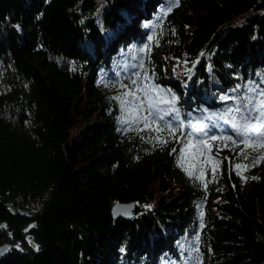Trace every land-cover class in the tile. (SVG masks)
<instances>
[{"label":"trees","instance_id":"1","mask_svg":"<svg viewBox=\"0 0 264 264\" xmlns=\"http://www.w3.org/2000/svg\"><path fill=\"white\" fill-rule=\"evenodd\" d=\"M163 1L0 0V105L32 118L31 133L0 118V264H264V162L242 180L240 149L210 142L221 164L205 190L177 165L181 143L122 120L131 76L102 77L139 55L183 117L217 122L222 97L264 89V0H180L150 32ZM116 202L133 216L114 217Z\"/></svg>","mask_w":264,"mask_h":264},{"label":"snow or ice","instance_id":"2","mask_svg":"<svg viewBox=\"0 0 264 264\" xmlns=\"http://www.w3.org/2000/svg\"><path fill=\"white\" fill-rule=\"evenodd\" d=\"M180 0H173L172 4L166 9L164 15H167L172 8L179 5ZM153 37H149L152 40ZM145 45V49H147ZM203 52L200 56H204ZM199 60L193 61V67ZM187 64V60H185ZM143 68V64L140 65ZM211 66H209V71ZM192 69H187L191 73ZM154 75V74H153ZM139 76V73H137ZM152 77L148 75L147 71L144 73V84L138 85L136 80L131 83L135 86L134 90L129 88L128 91L122 94V97H117L120 100L121 108L127 111L128 120L124 122L135 121L143 123V129L149 132L157 133L156 136L150 137L148 142L152 143L155 140L161 146L167 144L170 139H174L181 143L183 147L180 149V155L177 159V165L181 167L187 175L195 177L201 181L205 190L208 183L214 182L216 174L221 164L212 155V143L215 141L223 142V147L228 148L231 145V150L236 151L238 147L240 150L236 153L239 162H230L231 169L235 171L237 176L242 180H246L244 173L250 168L256 166L260 162H264V89L259 86H249L248 91L252 95L222 97L224 100L231 99L235 106L227 109V117H221L230 124L232 134L211 135L207 134L208 125L196 124L192 125L189 122L187 125L183 119L179 118V110L176 108L178 97L171 93L170 90L161 89L158 85L151 83ZM239 86H237L238 90ZM235 91V90H234ZM146 113V114H145ZM174 116L172 122L167 121L166 117ZM175 125V126H174ZM218 125H213L217 127ZM187 128V131L185 129ZM167 133V138H163L160 134ZM179 133V136H177ZM143 139V137H142ZM230 142V143H229ZM173 152L176 149H172ZM258 154V155H253ZM218 155V152H217ZM203 157V159H201ZM249 161V163H245ZM187 163V166H185ZM211 167L213 174L212 180L205 179V171L207 167ZM199 173V175H197ZM257 179V177H250ZM130 207V206H129ZM150 208L151 205L144 206ZM119 208V206H118ZM114 214H119L114 210ZM124 215H129L128 210L123 211ZM204 212L200 211V226H204L203 222ZM196 241H199V236H196ZM29 243H32L29 240ZM34 247L38 246L33 245ZM17 247H19L17 245ZM7 249H5L6 251ZM198 252V248H197Z\"/></svg>","mask_w":264,"mask_h":264},{"label":"rangeland","instance_id":"3","mask_svg":"<svg viewBox=\"0 0 264 264\" xmlns=\"http://www.w3.org/2000/svg\"><path fill=\"white\" fill-rule=\"evenodd\" d=\"M168 1V0H166ZM173 2V0H171ZM165 12L163 9H161L159 11V13H163ZM154 24V21L152 22V25ZM151 30H154V27H149ZM150 37V35H149ZM140 52H138L139 54ZM139 58V57H138ZM127 70H131L129 68V66H126ZM9 68H0V101H1V92L5 89L8 88L9 85L6 83V77L10 74V70H8ZM119 73V72H118ZM116 74L114 78L110 77L108 80H116L118 79L119 74ZM103 78H105L103 76ZM133 80L137 81L138 85L142 86V83L138 81V79H132L131 82ZM117 82H121V79H118ZM132 84V83H131ZM135 88V86H133ZM128 91L127 87H124L123 93ZM246 95H252V93H250L248 91V93H246ZM122 98V97H121ZM226 103V109H224L222 111L221 117H227V109L229 108H233L235 106L234 101H227ZM233 103V104H232ZM232 104V105H231ZM146 114V113H145ZM212 112L206 111L204 113H201V116L195 114L193 117L189 116V118L187 119L186 125L191 122L192 125H196V124H205L208 125V132L207 134L209 136L211 135H215L218 133H222V134H227V128L231 127L229 123L226 122V120H222L220 117V121H218L217 123L214 122L212 120ZM0 118L4 119L5 121H7L10 126L14 129H16L19 132H23V133H31V124H32V118L30 116V114H28L26 111H24V114L22 116H20L19 111H18V107L13 104L12 102H7V103H1L0 105ZM125 118L128 119V114L127 111L125 110ZM124 116L122 117V120H125ZM132 123H137L135 121H132ZM141 124V126H144L143 123H139ZM221 124H223L221 126ZM213 125H218L217 127H213ZM180 155V149L177 150V159ZM203 159V157L201 158ZM187 166V163L186 165ZM181 168V167H180ZM197 175H199V173H197ZM34 204H36V201L34 200H30V205L33 206ZM209 217L211 218V216L213 215L211 211L208 212ZM202 246L205 247V242L202 241V243L200 244ZM200 256V252L198 250L197 252V257ZM170 264H174V263H170ZM196 264V263H195Z\"/></svg>","mask_w":264,"mask_h":264},{"label":"water","instance_id":"4","mask_svg":"<svg viewBox=\"0 0 264 264\" xmlns=\"http://www.w3.org/2000/svg\"><path fill=\"white\" fill-rule=\"evenodd\" d=\"M118 206H119V208H118ZM125 209L129 211V213H130L129 215H124L123 214V211ZM114 210H117L119 212V214H114ZM133 214H134V205H133V203L116 202L112 206V215L114 217L123 216L124 218H128V217L133 216ZM8 248H9V243L8 242H5L4 244H2L0 246V259L4 256L5 252L7 251V250L5 251V249H8Z\"/></svg>","mask_w":264,"mask_h":264}]
</instances>
